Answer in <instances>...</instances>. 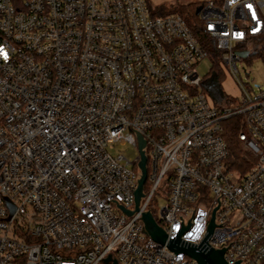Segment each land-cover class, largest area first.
<instances>
[{"label":"built area","instance_id":"obj_1","mask_svg":"<svg viewBox=\"0 0 264 264\" xmlns=\"http://www.w3.org/2000/svg\"><path fill=\"white\" fill-rule=\"evenodd\" d=\"M197 9L237 105L208 102L197 65L211 52L146 0H0V264H198L168 249L177 239L264 264V85L237 79L239 53L264 48V0Z\"/></svg>","mask_w":264,"mask_h":264},{"label":"rangeland","instance_id":"obj_2","mask_svg":"<svg viewBox=\"0 0 264 264\" xmlns=\"http://www.w3.org/2000/svg\"><path fill=\"white\" fill-rule=\"evenodd\" d=\"M216 0H146L148 8L155 14H171L176 10H183L188 16H192L187 12L191 7H199V5ZM193 21V19H192ZM194 22L201 26L198 17ZM239 74L238 81L244 86H250L253 90H257L264 85V48L248 59H242L237 63ZM243 69L248 75H245ZM197 71L204 83V92L208 102L211 105H219V101L225 98V105H237L240 99V89L236 79L230 74L226 66L219 60L213 61L206 59L197 65ZM118 152H127L130 154L128 147H120L112 154ZM162 202V200H159Z\"/></svg>","mask_w":264,"mask_h":264},{"label":"water","instance_id":"obj_3","mask_svg":"<svg viewBox=\"0 0 264 264\" xmlns=\"http://www.w3.org/2000/svg\"><path fill=\"white\" fill-rule=\"evenodd\" d=\"M199 9L196 10V15H198ZM239 56L242 59H245L248 54L247 53H239ZM139 168L142 171L141 179L138 183V189L136 192V208L138 206L139 198L141 197V190L142 186L146 179V172H145V159L142 156V160L139 164ZM142 221L144 223L146 234L156 243L158 244H165L167 241L166 235L164 232L156 225L154 220L152 219L151 215L149 213H146L142 217ZM212 222L210 226V230L212 229ZM168 249L174 253H183L187 257L193 259L198 264H226L223 260V253L224 251H204L200 248L191 247V246H181L179 239L170 242L168 244ZM110 262V259L108 258L105 260V264H108ZM112 264H117L116 262H112Z\"/></svg>","mask_w":264,"mask_h":264},{"label":"trees","instance_id":"obj_4","mask_svg":"<svg viewBox=\"0 0 264 264\" xmlns=\"http://www.w3.org/2000/svg\"><path fill=\"white\" fill-rule=\"evenodd\" d=\"M198 7H191L187 9V12L192 15L191 17L188 16L187 13H185L183 10H176L171 14H177L180 17H182L187 25L189 26L190 30L194 34V36L198 39V41L203 45L204 48H206L208 51L211 52L213 60L217 61V56L214 53V49L207 41L205 40V34L203 32V29L201 26L197 25L194 22V19L197 18L196 10ZM155 15L162 16L165 14H162L160 12H155ZM193 19V21H192ZM239 133V121L238 119H231L224 125V135L223 138L227 144V148L231 154V161L233 162V167L236 169H243L245 170L247 168L246 165H251L253 162V158L251 155L241 148L239 141L237 140V134Z\"/></svg>","mask_w":264,"mask_h":264}]
</instances>
